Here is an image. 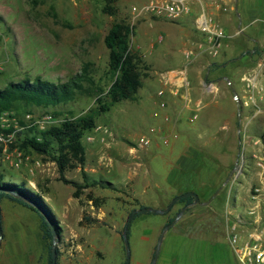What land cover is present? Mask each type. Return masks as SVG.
<instances>
[{"label": "rangeland", "instance_id": "374dc122", "mask_svg": "<svg viewBox=\"0 0 264 264\" xmlns=\"http://www.w3.org/2000/svg\"><path fill=\"white\" fill-rule=\"evenodd\" d=\"M144 1L116 0V12L110 14L103 11V0H0V89L23 79L41 78L67 83L77 80V76L83 79L87 88L94 85L107 89L113 81V74L109 70L105 36L116 20H125L134 26L130 35L131 48L142 59L143 74V86L135 100L116 103L109 111L97 116L96 128L107 126L109 129L105 140L99 137V131L94 130L84 136L86 161L83 169L65 172V177L73 181L83 182L85 172L91 180H102L107 185L90 186L75 198V187L60 179L55 161L19 146L26 127L45 130L67 115H81L96 107L94 95L79 92L55 108L20 105L17 111L4 113L5 123L13 128L7 132L14 131V142L9 149L14 153L18 149L30 159L16 166L5 159L4 147L0 145V172L4 181L24 183L46 202L61 228L59 235L56 232L60 264L126 263L122 231L130 212L144 206L165 208L175 196L186 190L197 192L201 202L189 207L180 221L166 232L156 264H237L226 230V215L230 211L232 216L241 219L240 228L246 236L264 224V216L260 219L261 212L255 208L257 204L253 195L259 176L251 154L256 147L255 140L264 132V114L253 116L254 107H249L247 124L240 126L238 121L235 128L228 131L224 119L230 113L236 112L237 116V111L226 105L222 110L225 100L217 94L211 111L215 121L207 124L200 121L196 135L191 134L185 145L166 147L156 142L149 148L140 147L137 140L148 131L151 116V108L144 103L141 92L144 85L148 87L147 83L151 82L152 65L156 63L154 59L160 50H155L153 55L144 52L150 41L158 42V48L164 49L168 36L177 35L162 22L149 27V19L160 17L134 19L132 7ZM233 4L236 8L233 12L235 24L244 28L241 33L244 36L238 37L239 34L235 40H227L222 57L218 56L220 61L208 59L210 64L207 67L216 72H220L219 64L221 67L226 63L233 64L246 50L256 46L258 51L263 49L253 38L264 37V0H237ZM229 30L236 31V27ZM161 36L164 40L159 42ZM254 58L256 56L241 58L235 67L245 66L248 70L256 64ZM218 76L219 73L213 75V80ZM240 77L237 74L235 81L240 83ZM88 78L94 84H90ZM260 106L264 107V102ZM54 110L63 112V115L56 116ZM21 120L26 125H22ZM238 128H242L244 136L239 132L238 137ZM89 134L95 137L92 141L87 140ZM178 147L184 149L185 155L169 158V148ZM244 154L248 170L231 188L229 181L226 184L225 181L239 160L241 165ZM36 161L40 163L37 165ZM168 164H173L175 169L166 176ZM89 191L103 198L104 203L98 206L88 201L86 194ZM208 200L211 201L205 204ZM184 206L177 201L168 213H139L132 220L130 264H151L164 226ZM253 208L255 214L250 213ZM0 209L3 231L0 262L49 264L51 242L44 238L40 216L8 197L1 199Z\"/></svg>", "mask_w": 264, "mask_h": 264}, {"label": "trees", "instance_id": "16d2710c", "mask_svg": "<svg viewBox=\"0 0 264 264\" xmlns=\"http://www.w3.org/2000/svg\"><path fill=\"white\" fill-rule=\"evenodd\" d=\"M103 1V11L114 14L116 12V0ZM133 31L134 26L130 23H127L125 20H116L105 36V44L109 49V70L110 73L113 74V81L107 89L100 86L95 88L94 85L87 88L83 84V79L79 78L80 76H77L79 79H72L67 83H55L41 78L35 80L23 79L16 82L12 81L5 88L0 89V121L5 112L17 111L20 105H32L48 109L51 107L55 108L73 99L78 92L88 96H95L96 107L91 111L81 115H67L61 122L51 125L45 130H36L33 127H26L27 131L19 142V146L22 150L36 152L44 155L47 160L55 161L60 173V179L65 183H72L75 187L73 192L75 198H79L80 195L84 193V190L90 186L107 185V183L102 180H91L85 172H83V182L73 181L65 177L66 171L75 168L83 169L84 167L86 161L85 145L83 143L84 136L95 129L97 116L109 111L116 103L124 100H135L139 89L143 85L142 59L131 48L130 35ZM242 36H244V34H240L238 37ZM235 37L228 39V41L235 40ZM254 50L253 52L251 50L244 51L240 55V58L246 55L255 57L256 54H260L257 46ZM254 59L255 64L258 60V56ZM215 65L216 64H213V66ZM219 65L221 67L222 64ZM88 80L90 84H94L91 78H88ZM29 113H31V111H29ZM53 113L56 116L63 115L61 111L54 110ZM20 122L22 125H26L24 121L21 120ZM12 130L13 128H9L6 131ZM1 150L2 147L0 146V152ZM3 177V174L0 172V201L4 197H8L30 208L40 216L41 225L44 230V238L49 239L51 242L49 247V264H52V244L54 240L52 227L55 228L59 235L61 233V228L58 222L55 220L51 210L47 207L46 202H44L39 193H35L27 188L24 183L17 184L6 182L3 180ZM10 191L26 196L42 207L45 212H42L32 203L12 194ZM86 199L94 202L98 206L104 203V199L95 196L92 191L86 194ZM193 200V196H188L182 198L178 202L187 205ZM47 215L50 217V220ZM137 215H139V213L135 214L133 219ZM86 218L91 220L90 217ZM174 218L175 216L170 218L167 223L173 221ZM131 223L129 224L128 235L130 234ZM57 251L59 254V248H57ZM154 254L155 251L153 255ZM57 264H60L59 260Z\"/></svg>", "mask_w": 264, "mask_h": 264}, {"label": "built area", "instance_id": "2783aa9c", "mask_svg": "<svg viewBox=\"0 0 264 264\" xmlns=\"http://www.w3.org/2000/svg\"><path fill=\"white\" fill-rule=\"evenodd\" d=\"M194 1L195 0H146L133 6L132 13L134 19L156 16L176 20L193 12L192 4ZM219 6H222V4H219ZM223 8L225 10L229 9V7L225 5ZM195 26L202 34L203 40L195 42L198 51L192 48L185 51V57L187 58L186 65L173 70L174 75L172 79L167 80V85L158 89L157 96L159 107L153 112V117L155 119L161 118L163 123L150 125L149 130L139 136L137 144L142 148L151 147L156 139H159L163 145H169L170 138L164 134L163 124L170 122L171 116L169 113H162V110L167 108L168 93L173 96L181 97L187 102H191L192 96L190 92L192 83L188 75V66L198 57L199 54H197V52H202L214 58L218 57L227 40L243 33L244 30L243 27H238L235 32L230 34L226 26L214 14L206 10H202L196 16ZM159 39L162 41L163 37ZM263 71L264 50L254 67L245 70L241 75V81L245 90L242 105L246 108L254 107L255 113L253 116L264 114V107L260 106V104L264 102V83H262ZM205 87L208 92H212L214 89L212 83L206 84ZM194 103L195 109L191 116L192 120L199 117V111L203 106L202 100L195 101ZM9 127L10 124L5 123L3 114L0 121V145L4 147L3 154L5 159L16 166H20L23 162L29 161L30 157L26 156L18 149H16L15 153L9 149V146L14 142V131H6ZM94 131H99V137H101L102 140H105L106 135L109 134L107 126L95 127ZM94 138L95 137L90 134L87 136L88 141H92ZM254 145H256V147L251 151V154L258 169L259 184L255 186V193L253 196L257 204L255 208L260 210L261 215L259 216L261 217L260 219H262L264 216V132L261 136L257 137ZM35 163L38 165L40 162L36 161ZM247 163L246 157L241 165L240 160L238 161L229 180L231 186L237 183L240 176L248 170ZM228 205H230V203ZM255 208L251 209L250 213L255 214ZM241 226V219L232 216V212L228 211L226 215V230L229 234L231 245L236 253L237 264H264V224L256 227L254 231L248 232L247 236L242 232Z\"/></svg>", "mask_w": 264, "mask_h": 264}, {"label": "crops", "instance_id": "0c3cea01", "mask_svg": "<svg viewBox=\"0 0 264 264\" xmlns=\"http://www.w3.org/2000/svg\"><path fill=\"white\" fill-rule=\"evenodd\" d=\"M233 1L235 2L237 0H195L192 4L193 12L191 14L185 15L176 20H170L161 17L158 19L148 20L149 27L151 28L158 26L160 24L159 22H162L164 25L177 32V35L168 36L166 48L159 49L158 42L150 41L144 52L145 55H153L155 50H160V54H157L154 59L156 63L152 65V79H150L151 82L147 83L148 87L144 85V90L141 92L144 98V103L149 106V108H151V116L149 122L147 123L148 130L149 126L152 124L163 123L161 118L155 119L153 117V112L159 107L156 88H161L162 86L167 85V80L172 79L174 75L173 70L186 65L187 58L185 57V51L189 48L196 49V51H198L197 46H195V42L203 40L202 34L195 26L196 16L202 10H206L214 14L226 26L227 30L231 34L235 31H231L229 28L235 26L236 30L238 29L235 24L236 20L233 17V12L236 10ZM219 4H222V6H219ZM224 5L231 7L230 9L225 10L223 8ZM163 40L164 37L162 41ZM253 40L258 43V46L263 47V49L260 50V54L255 55L256 57L258 56L259 59L264 50V37H256L253 38ZM158 41L162 42L160 39H158ZM225 45L227 46L228 44ZM251 51L253 52L255 50L252 49ZM197 54H199L198 57L188 66V75L192 83L190 92L192 96L191 102H187L181 97L173 96L169 93L167 94L168 105L165 110H162V113H169L171 116V121L163 124L164 134L170 138L169 145H164L166 147L180 146L182 143L185 145V143L188 142L189 137H191V134L196 135V132L198 131L197 125L199 126L198 123H200V121L201 123L206 124L209 121H215V115L213 116L211 111H213V100H215L214 97L217 94L222 96V98L225 100L222 110L226 105L228 108H230V110L234 109L237 111V116L236 112L230 113L229 116L224 119V123L226 124L228 131L230 129L233 130L238 121L240 126H245L247 124L245 123V120H249V113L247 116V108L242 105V99H244L245 90L241 81V77L239 81L240 83L235 81V76H237V74L242 75V73L248 68L245 66H242L241 68L235 67L237 65V61H239L241 58L246 59L247 55L239 58L237 61L233 62V64L226 63V65L220 67V72H216L215 70H211L210 67H207L210 64L208 59L210 58L212 61H220L221 58L219 57H222V52L220 56L216 58H211L202 52H197ZM222 71L224 72L222 73ZM216 73H219L220 76L216 77L217 80H213L212 77L213 75H216ZM222 81H225L226 84H223ZM210 83H212L214 88L212 92H208L205 87L206 84ZM150 86H152L151 90ZM198 100H202L203 106L199 111V117L195 120H192L191 116L195 109L194 102ZM241 130L239 128L236 130V133L238 132V137L239 132L240 135L244 136V131L241 132ZM156 142H158L160 145L162 144L159 139H156L153 144ZM183 150V148L179 147L169 148V158H178L184 156L185 151L183 152ZM174 169L175 167L173 164L166 165V176H169ZM235 184H233L231 188H234ZM230 195H232V193H230ZM231 199L232 198L229 199L228 204L231 202ZM0 264H5V262H0Z\"/></svg>", "mask_w": 264, "mask_h": 264}, {"label": "water", "instance_id": "95a60500", "mask_svg": "<svg viewBox=\"0 0 264 264\" xmlns=\"http://www.w3.org/2000/svg\"><path fill=\"white\" fill-rule=\"evenodd\" d=\"M240 28V27H239ZM231 178V175L229 176V178L225 181V184L228 183V181L230 180ZM12 194L18 196V197H21L23 199H25L26 201L32 203L33 205H35L37 208H39L42 212H45L44 209L42 207H40L39 205H37L35 202H33L32 200H30L29 198H27L26 196H23L19 193H16V192H13V191H10ZM219 193V190L216 192L215 195H217ZM188 196H193L194 197V200L190 203V204H187L186 206H184L178 213L177 215L175 216L174 220L167 223L160 236H159V239H158V242H157V245H156V248H155V254L153 256V259H152V262L151 264H156L157 262V259H158V256H159V253H160V250H161V246H162V242H163V239H164V236L166 234V232L172 228L174 225H176L180 219L182 218V216L184 215L185 211L191 207V206H194L196 204H199L201 202L200 200V197L198 195L197 192L193 191V190H189V191H186V192H183L181 194H178L177 196H175L171 202L167 205V207L165 208H155V207H140V208H135L131 214L128 216L127 218V221L125 223V226H124V229L122 231V237H123V240H124V243H125V246H126V252H127V259H126V263L125 264H130V244H129V235H128V228H129V224L131 223L133 217L135 214H138V213H145V212H154V213H168L172 207L174 206V204L181 200L182 198H185V197H188ZM211 200H208L206 202H204L205 204L209 203ZM48 216V215H47ZM48 219L50 220V217L48 216ZM53 229V237H54V240H53V244H52V264H57L58 262V251H57V235H56V230L54 227H52ZM3 237V231H2V221H1V209H0V241H1V238Z\"/></svg>", "mask_w": 264, "mask_h": 264}]
</instances>
